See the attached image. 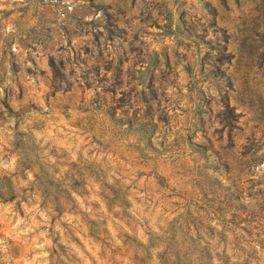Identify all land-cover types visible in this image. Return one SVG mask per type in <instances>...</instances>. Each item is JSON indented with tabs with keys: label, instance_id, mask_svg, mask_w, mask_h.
<instances>
[{
	"label": "rangeland",
	"instance_id": "obj_1",
	"mask_svg": "<svg viewBox=\"0 0 264 264\" xmlns=\"http://www.w3.org/2000/svg\"><path fill=\"white\" fill-rule=\"evenodd\" d=\"M0 264H264V0H0Z\"/></svg>",
	"mask_w": 264,
	"mask_h": 264
},
{
	"label": "trees",
	"instance_id": "obj_2",
	"mask_svg": "<svg viewBox=\"0 0 264 264\" xmlns=\"http://www.w3.org/2000/svg\"><path fill=\"white\" fill-rule=\"evenodd\" d=\"M49 66L51 68L53 75H55L56 73L57 74L59 73L58 68L56 66V63L54 62V60L52 58H49ZM225 111H226L227 115H229V116H233V115L237 114V113H234L232 111V109L228 108V107H226Z\"/></svg>",
	"mask_w": 264,
	"mask_h": 264
}]
</instances>
